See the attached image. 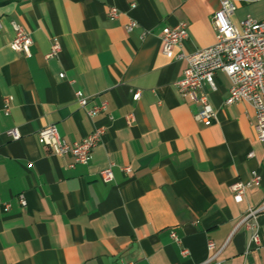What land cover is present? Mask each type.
Wrapping results in <instances>:
<instances>
[{
    "label": "crops",
    "instance_id": "crops-1",
    "mask_svg": "<svg viewBox=\"0 0 264 264\" xmlns=\"http://www.w3.org/2000/svg\"><path fill=\"white\" fill-rule=\"evenodd\" d=\"M232 1L230 21L238 29L247 17L264 20V0ZM220 6V0H0V201L11 206L0 205V264H264L262 250L250 243L257 231L264 244V212L252 220L253 230L243 224L264 198L255 110L247 101L225 103L230 79L218 71L216 90L206 83L199 90L216 117L204 126L195 120L197 104L175 87L186 67L179 55L214 44L212 16ZM110 7L118 10L114 20ZM130 21L137 26L128 33ZM12 22L30 33L29 56L10 49ZM180 22L188 24V38L167 57L160 33ZM53 39L61 50L47 57ZM102 103L104 111L87 115ZM50 125L69 143L97 126L106 132L81 165L38 143V131ZM11 128L19 140L7 136ZM110 165L113 180L105 183L99 172ZM253 173L260 185L236 200L231 186L248 183Z\"/></svg>",
    "mask_w": 264,
    "mask_h": 264
},
{
    "label": "built area",
    "instance_id": "built-area-1",
    "mask_svg": "<svg viewBox=\"0 0 264 264\" xmlns=\"http://www.w3.org/2000/svg\"><path fill=\"white\" fill-rule=\"evenodd\" d=\"M220 9L212 16L215 28V42L213 45L196 50L192 53L180 54V59L186 60V67L181 77L175 82L177 91L182 96L189 97L198 106L195 114V120L204 126H210L214 123L215 112L209 102L206 94L199 93L201 86L206 83L212 91L216 90L215 74L218 71L223 72L230 79L228 97L225 100L227 105H232L240 101L249 102L256 114L255 130L258 139L264 147V20L257 21L247 17L241 22V28L238 29L230 21V15L235 10L232 0H220ZM108 17L114 20L118 17V10L110 7ZM14 31V37L9 43L12 51L30 55V49L33 45V39L23 26L16 22L11 23ZM137 23L130 21L125 25L126 32L130 33ZM188 38V24L180 22L175 26H166L160 33L161 52L167 57H172L174 50L182 48ZM61 50V45L57 39L51 41L50 52L47 57H56ZM63 78L64 74L61 73ZM77 103L81 108L86 109L88 105L87 98L81 91L75 93ZM140 92L133 94V100H138ZM106 109V104L94 106L87 109L86 113L90 117L96 116ZM2 111L4 115H9L11 105L8 99H4ZM132 116L128 117L131 122ZM105 128L97 126L93 131L81 139L72 143L67 142L58 132L55 125H50L40 129L37 133V141L46 150L55 156H71L73 164L86 165L90 162L94 148L101 142L105 135ZM7 136L12 140H19L21 135L16 128L6 131ZM252 155V153L250 154ZM122 170L129 174L130 167H123ZM103 182L109 183L113 180L112 165L102 169L99 172ZM261 177L258 173H253L250 181L246 184L236 183L231 186V192L236 200H241L245 190L250 186H259ZM20 206L24 207L26 202L19 198ZM4 210L10 209V203L0 201ZM264 212V198L259 207L251 209L243 220V224L254 229L253 219L259 213ZM171 236L176 239L175 233ZM250 243L259 247L264 254V244L261 243L257 231H254ZM210 250L215 249L213 242L208 243ZM187 251H183L186 254ZM132 264V263H126Z\"/></svg>",
    "mask_w": 264,
    "mask_h": 264
}]
</instances>
